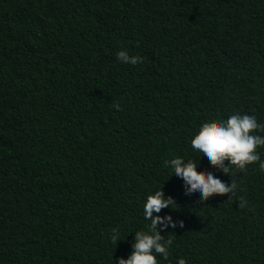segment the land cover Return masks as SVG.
<instances>
[{
  "label": "trees",
  "instance_id": "16d2710c",
  "mask_svg": "<svg viewBox=\"0 0 264 264\" xmlns=\"http://www.w3.org/2000/svg\"><path fill=\"white\" fill-rule=\"evenodd\" d=\"M235 112L264 124V0H0V264H116L159 188L167 264H264V172L190 148ZM174 156L236 194L185 199Z\"/></svg>",
  "mask_w": 264,
  "mask_h": 264
},
{
  "label": "clouds",
  "instance_id": "9594fccd",
  "mask_svg": "<svg viewBox=\"0 0 264 264\" xmlns=\"http://www.w3.org/2000/svg\"><path fill=\"white\" fill-rule=\"evenodd\" d=\"M116 55L119 61L132 65L142 59L138 55H130L127 50H120ZM113 107L120 110L119 103ZM259 133H264V124L259 123L254 115L235 112L226 119L203 125L198 135L192 139L190 148L198 156V161L203 158L225 174L230 173L232 166L238 170H246L251 164H258L259 170L264 172V159H261L257 151L264 147V135ZM225 160L229 162L227 166L224 164ZM166 166L171 170L170 176L174 175L177 181L182 182L185 199L198 195L199 202H203L213 194H236L237 184L234 180L226 184L210 172L197 175L194 163L180 156L166 161ZM238 203L240 208L247 207V201L243 197L238 198ZM177 205L170 196H165L162 188L149 194L143 204V215L148 224L135 232L131 241V253L127 258L121 257L116 264H157V257L167 264L171 241L164 243L161 233H175L177 226L181 230L184 226L173 225L170 218L159 213L161 209L175 211ZM109 240L114 245L123 240L119 226L110 231Z\"/></svg>",
  "mask_w": 264,
  "mask_h": 264
}]
</instances>
